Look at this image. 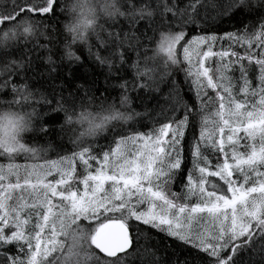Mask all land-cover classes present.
<instances>
[{
  "label": "snow or ice",
  "instance_id": "snow-or-ice-1",
  "mask_svg": "<svg viewBox=\"0 0 264 264\" xmlns=\"http://www.w3.org/2000/svg\"><path fill=\"white\" fill-rule=\"evenodd\" d=\"M122 6L127 29L114 30L116 22L108 28L101 24L96 38L104 54L88 45V56L116 76L132 60L130 53L137 54L130 65L134 79L120 78L116 85L122 103L129 102L133 90L159 91L171 79L156 113L159 119L153 121L159 127L144 135L135 129L121 133L115 147L99 152L91 144L72 142L71 155L54 160L43 159L25 142L0 146V156L9 161L0 164V264H129L138 243L133 233L141 231L134 222L190 246L197 264H264V0H188L183 5L178 0H124ZM63 10V0H8L0 6V23L21 20L24 38L17 39L13 31L3 39L27 44L29 34L40 29L51 43L44 22ZM237 12L254 19L241 20V27L223 35L204 32L210 18H231ZM82 22L93 23L86 17ZM193 25L196 34L188 38L186 29ZM157 33L154 55L141 62L142 38L151 41ZM182 40H187L183 64L177 57ZM13 47L0 48V92L11 93L4 101L33 109L41 121L34 134H63V124L50 126L43 116H67L72 93L63 95L64 82L52 85L51 94L30 86L35 77L28 73L36 71V58L25 59L37 49L51 53L38 58L53 79L52 49L37 44L10 59ZM157 54H163L162 68ZM172 66L184 74L194 102L183 98ZM74 79L72 73L66 83ZM82 88L87 95L92 84H76L77 91ZM40 105L46 109L43 115ZM19 154L43 163H13ZM175 184L179 192L172 191ZM241 253L251 259H241Z\"/></svg>",
  "mask_w": 264,
  "mask_h": 264
},
{
  "label": "trees",
  "instance_id": "trees-1",
  "mask_svg": "<svg viewBox=\"0 0 264 264\" xmlns=\"http://www.w3.org/2000/svg\"><path fill=\"white\" fill-rule=\"evenodd\" d=\"M146 2V0H136L137 4ZM154 3L155 0H152ZM188 0H178L180 5L187 3ZM8 3V0H0V6H4ZM64 19L63 13H58V15L52 19L47 20L44 23L48 25L45 29L46 35L51 39L45 38L37 34L36 36L30 38L29 42L25 44L24 42L15 43V47L9 49L12 58H20V54L25 51L26 48L31 49L37 44H49V48L52 49L54 53L52 59L55 62L52 67L56 69L52 72L53 79H50L46 73L47 65L44 64L42 59L38 58L39 55H49L51 53L45 52L43 49H37L31 53V57L36 58L33 60V68L36 69L35 72L29 71V75L35 77L30 81V86L38 87L41 92L46 94H51L53 89L52 85H60L64 82L63 95L67 98L69 97V92L72 93V97L66 107L70 108H80L81 106H94L109 101H116L121 96L122 89L116 87L117 84L123 80L132 81L134 79V72L132 71L130 65L132 60L136 59V53H130L132 60L128 61V65L123 69H118L117 75L112 76L108 73L106 65H100L98 62L93 63V60L88 56L87 47H76L75 51L80 57L79 61L75 60H65L63 58L61 45L63 43L64 37L62 34V21ZM250 19H254V16H249L248 14H243L237 12L233 17H220L215 20L209 19L207 24L203 26L205 33H215L217 35H223L226 32H234L236 28L241 27L240 21L243 20L244 24H247ZM144 23V22H140ZM6 24V23H5ZM55 24V31H53L52 25ZM112 23L105 25L106 28ZM43 28V25L40 26ZM139 27V25H138ZM127 29V21L124 18L116 21V26L114 30H125ZM177 31L179 29H176ZM144 29L141 28V33ZM196 34L195 25L186 29V36L191 38L192 35ZM148 35L152 36V32L149 30ZM159 34L157 33L155 39L149 41L142 38V46L140 48V59L143 62L144 56H153L159 41ZM187 43V40H182L177 45V57L183 64V45ZM221 43L217 41V45ZM89 45L92 46V51L97 50L103 53V49L99 48V42L94 36L91 38ZM214 50H218L214 46ZM163 54H157V59L161 68L163 67L164 60L160 59ZM3 57V51L0 50V58ZM153 61H149L152 64ZM215 65L213 64V67ZM173 79H177L178 83L181 85V94L186 101L194 102L193 95L189 93L187 86L184 83V74L176 66H172ZM72 73L75 74L74 82L69 85L66 83L69 79H72ZM19 82V77L14 78ZM94 82V83H93ZM76 84H92L91 90L85 95L84 89L76 90ZM171 84V79L161 83L159 85V91H145L143 89H136L128 93L129 100L131 101V107L134 112V118L126 124H117L110 126L108 130L95 137L84 142L85 146L91 144L93 146L94 152H99L101 147H107L111 145L115 147V141L119 139V134L128 135L131 134V130L135 129L141 135L149 133V130L154 127H159L158 124H154L153 121L159 119L156 113L160 110V106L165 103L163 97L168 93ZM56 92H61V88L57 87ZM11 98V93L9 89H5L0 92V100H7ZM49 99L52 96L49 95ZM53 106L54 103H53ZM46 109L43 105L38 106V111L43 115ZM136 113H141L144 115H136ZM146 113V114H145ZM182 114V113H181ZM43 120L49 121L50 126L58 128L63 124L64 113H51L47 116H43ZM54 120V123L52 122ZM40 120H36V124H40ZM189 135H191V130H189ZM241 135H243L241 133ZM25 143L30 147L40 145L44 151L40 154L43 159L54 160L59 159L63 155H71L74 150L72 142L64 135L60 133H53L49 137L45 138L39 134H28L25 138ZM79 150V149H75ZM242 150V145H241ZM25 154H19L15 157L13 163L24 165L26 163H43V159H31ZM9 161L4 157L0 156V164H7ZM77 165L79 161L75 162ZM95 163L93 162V170L95 168ZM187 165H185V172L187 171ZM180 185L175 184L172 186V191L179 192ZM206 215V214H205ZM139 225L141 231L139 233H133L134 237L138 239V243L135 246L134 253L129 258V264H197V259L195 257V250L191 249L190 246H181V242L175 240L173 237L166 235L158 230L151 229L139 222H134ZM147 229V230H145ZM14 251V250H13ZM102 255V254H101ZM241 259L248 261L251 259L250 255H245L241 253ZM258 259V257L256 258Z\"/></svg>",
  "mask_w": 264,
  "mask_h": 264
},
{
  "label": "clouds",
  "instance_id": "clouds-1",
  "mask_svg": "<svg viewBox=\"0 0 264 264\" xmlns=\"http://www.w3.org/2000/svg\"><path fill=\"white\" fill-rule=\"evenodd\" d=\"M124 0H63L61 45L63 58L72 60L78 57L75 48L87 47L91 38L96 36L101 24L116 22L124 11ZM107 9V11L105 10ZM91 15H88V13ZM92 20V24L85 25L83 19ZM29 24L32 22L29 21ZM21 20L14 23H0V48L6 44H15L16 41H5V35L17 33V39H23ZM40 34V29L29 34L32 38ZM68 53L72 55L69 56ZM152 57V56H148ZM151 61V60H149ZM131 101L121 102V96L116 101H109L94 106H81L71 108L69 114L64 116L63 134L71 142H85L105 133L110 126L126 124L134 118ZM37 115L33 109L26 105H15L0 100V146L9 147L23 143L28 134H32L36 124ZM38 154L44 149L40 145L31 146Z\"/></svg>",
  "mask_w": 264,
  "mask_h": 264
},
{
  "label": "rangeland",
  "instance_id": "rangeland-1",
  "mask_svg": "<svg viewBox=\"0 0 264 264\" xmlns=\"http://www.w3.org/2000/svg\"><path fill=\"white\" fill-rule=\"evenodd\" d=\"M142 143H143V142H138V144H140V145H142ZM149 147H150V145H149Z\"/></svg>",
  "mask_w": 264,
  "mask_h": 264
}]
</instances>
